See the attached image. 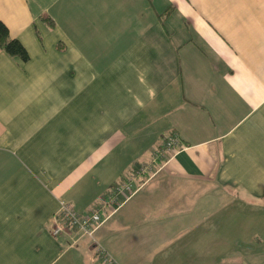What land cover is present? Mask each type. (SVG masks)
Segmentation results:
<instances>
[{
  "label": "crops",
  "instance_id": "obj_1",
  "mask_svg": "<svg viewBox=\"0 0 264 264\" xmlns=\"http://www.w3.org/2000/svg\"><path fill=\"white\" fill-rule=\"evenodd\" d=\"M0 21L29 55L0 48V264H264V0H0ZM119 181L91 238L51 235L59 200Z\"/></svg>",
  "mask_w": 264,
  "mask_h": 264
},
{
  "label": "built area",
  "instance_id": "obj_2",
  "mask_svg": "<svg viewBox=\"0 0 264 264\" xmlns=\"http://www.w3.org/2000/svg\"><path fill=\"white\" fill-rule=\"evenodd\" d=\"M179 148V139L176 134H170L162 141V145L153 153L150 164L157 163V159L164 156V152ZM148 164V163H147ZM152 168L148 164L139 169V172H151ZM134 193L130 181H119L113 185L111 190L94 207L85 212H78L70 202L65 200L58 201V209L52 218L50 233L53 236L61 235L69 229H76L82 235L91 238L93 232L106 217L105 211L109 214L114 213L124 202ZM98 255L105 264H113L112 258L101 246L96 247Z\"/></svg>",
  "mask_w": 264,
  "mask_h": 264
},
{
  "label": "trees",
  "instance_id": "obj_3",
  "mask_svg": "<svg viewBox=\"0 0 264 264\" xmlns=\"http://www.w3.org/2000/svg\"><path fill=\"white\" fill-rule=\"evenodd\" d=\"M0 48L9 56L17 57L25 62L29 55L18 39L9 35L7 27L0 21Z\"/></svg>",
  "mask_w": 264,
  "mask_h": 264
}]
</instances>
